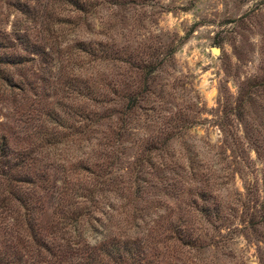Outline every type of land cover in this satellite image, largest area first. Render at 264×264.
Returning <instances> with one entry per match:
<instances>
[{"label": "trees", "instance_id": "obj_1", "mask_svg": "<svg viewBox=\"0 0 264 264\" xmlns=\"http://www.w3.org/2000/svg\"><path fill=\"white\" fill-rule=\"evenodd\" d=\"M7 6L33 8L31 0ZM15 22L0 29V110L6 101L20 110L16 121L0 120V264H186L190 252L215 247L217 235L264 236V188L244 181L238 188L244 158L230 163L225 155L238 144L227 128L241 124L245 105L263 102L255 104L264 110V89H256L264 75L242 81L234 99L220 92L214 125L222 137L201 155L195 141L177 140L199 123L196 102L166 105L170 93L145 86L160 64L158 46L134 52L111 37L79 48L84 64L120 71L88 74L81 88L70 75L63 80L70 89L51 106L9 71L47 52Z\"/></svg>", "mask_w": 264, "mask_h": 264}, {"label": "rangeland", "instance_id": "obj_2", "mask_svg": "<svg viewBox=\"0 0 264 264\" xmlns=\"http://www.w3.org/2000/svg\"><path fill=\"white\" fill-rule=\"evenodd\" d=\"M7 1L0 0V29H8L16 20V28L29 31L47 50L28 54L21 66L9 71L16 81L29 79L24 89H35L42 97L46 94L45 103L51 106L65 93L62 89H70L63 82L70 75L75 77V88H81L88 74L110 76L120 71L97 60L84 64L89 58L79 48L111 37L115 44L125 42L134 52L145 49L148 53L158 46L156 62L160 64L145 86L170 93L166 105L196 102L201 111L199 123L177 140L195 141L201 155H210L207 144L217 149L222 137L214 125L220 92L234 99L242 81L260 82L264 75V0H77L83 5L95 1L90 11L85 6L76 10L65 0H31L33 8L27 12L7 6ZM167 44L175 45L169 56L164 54ZM214 47L217 52L212 51ZM255 103L245 105L241 124L232 121L227 128L238 137V144L228 146L226 162L244 158L236 164L241 174V178L234 177L238 188L241 181L264 188V110ZM2 106L0 120L10 124L20 117L16 102L6 101ZM252 135L258 141L257 154L250 142ZM214 240L219 241L215 247L200 254L190 252L192 260L186 264H264V236L237 232L217 235Z\"/></svg>", "mask_w": 264, "mask_h": 264}, {"label": "water", "instance_id": "obj_3", "mask_svg": "<svg viewBox=\"0 0 264 264\" xmlns=\"http://www.w3.org/2000/svg\"><path fill=\"white\" fill-rule=\"evenodd\" d=\"M212 51H213V52H217L218 49L214 47V48H212Z\"/></svg>", "mask_w": 264, "mask_h": 264}]
</instances>
